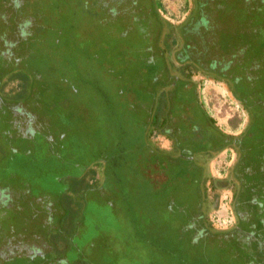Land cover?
<instances>
[{
    "label": "rangeland",
    "instance_id": "obj_1",
    "mask_svg": "<svg viewBox=\"0 0 264 264\" xmlns=\"http://www.w3.org/2000/svg\"><path fill=\"white\" fill-rule=\"evenodd\" d=\"M82 1L29 0L26 11L35 12L38 25L35 49L27 54L32 59L25 64L9 57L18 62L16 75L26 73L31 80L24 106L35 103L33 109L48 120L21 123V138L8 128L6 99L0 104V200L9 192L25 202L13 221L0 216V264H241L236 244L214 245L202 228L210 226L200 218L193 192L196 170L214 148L202 137L192 138L190 120L180 118L174 151L182 166L194 168L168 180L153 167L143 171L141 137L135 133L147 127L154 103L165 102V116L181 115L190 100L187 89L182 91L188 98L178 93L181 79L169 73L167 55L156 43L147 49L152 27L97 25L90 9L95 0ZM227 1L216 6L215 0H196L195 15L207 16V26L227 49L241 45L245 55H264V0H234L229 6ZM7 3L0 2V13L11 11ZM168 25L163 36L177 37ZM138 28L148 32L146 41ZM193 80L204 112L225 133H241L247 112L229 87L200 74ZM14 85L4 81L3 94ZM151 143L165 151L172 147L162 135ZM202 147L207 157L197 162ZM234 158L231 149L210 158V177L223 178ZM206 185L207 217L215 229H227L234 219L232 190ZM173 188L180 192L171 195ZM62 202L68 204L64 212Z\"/></svg>",
    "mask_w": 264,
    "mask_h": 264
},
{
    "label": "trees",
    "instance_id": "obj_2",
    "mask_svg": "<svg viewBox=\"0 0 264 264\" xmlns=\"http://www.w3.org/2000/svg\"><path fill=\"white\" fill-rule=\"evenodd\" d=\"M157 1L158 0H154L152 4L153 6H155V8H157L159 4V1ZM225 1L226 0H215V4L216 6L219 4L221 6V4H224ZM231 1L233 2L234 0L227 1L228 6L230 5ZM14 4L18 7L17 1L14 2ZM28 5L29 0H23L20 6L23 13L21 17L22 19L19 18L20 26H24L27 23H32L31 15L35 16L34 19H36V14L34 11L30 13L26 11ZM195 6L196 7L193 10L191 16L180 26L181 37L183 40H185V43H188L189 45H196L197 47H199L200 45L204 44V42L209 41L208 43L210 44V47L215 48L214 55H208V57L216 58L209 64L210 66L215 67L216 71L215 73H211L209 71L210 66H208V73H210L216 79L224 80L229 83L233 95L238 100L246 104L249 113V122L244 131L240 134L232 135L225 133L217 126L214 118L207 115L204 110L200 108V103L198 105L197 102L198 99H196V101L194 100L196 91L192 92L191 94H188L186 92L189 95L190 100L186 103L185 106H181L183 111H180V116L191 121V129L194 131V134H192L193 139L197 136L202 137L204 140H206L205 142L207 144H209L211 147L213 146L212 148H214V151L208 157L206 156L207 150L205 149V147H202L201 150L197 153L200 154L197 155V162L200 161L199 157L204 158L206 156L207 158L204 162H202L203 165L199 164V169L197 168L196 170L198 174V183L195 186V191L193 192L195 193L194 195L196 197V200L202 207V212H199L200 216H202L200 218L207 221L204 212L206 211L205 207L207 205V182L213 190L219 188L232 190V209L237 218V223L234 229L229 232H222L213 231L210 228L207 230L204 227L202 228L205 230L207 235L213 238L212 242L214 245L225 247L226 245L233 246L236 244L238 248L235 250V257L241 256V259L243 258V261L252 259V257L254 259L255 256L257 257L259 256V254L261 255V252H259L260 249L258 248L260 245L264 246V236H261L263 242L256 239L252 242L250 241V243L246 241L245 238L242 239L241 235H244V237L248 234H251L252 237L256 234L258 235V230H260L258 226L260 225L261 221L259 213L260 211L264 212V55H257V58L253 57L252 62L254 64V67L243 68V70L239 73L232 70L228 71L227 68L234 66L236 63L240 65L247 63L248 60H250V56L252 55H245L244 53L243 55H241L237 52H234V50H226L225 45L222 43V41L214 36V29H211L207 26V21L209 23V19H207V16H203L202 14H200V16L198 14L195 15L196 10L199 8L197 6V2ZM16 16H18V14ZM255 17L257 18L256 15ZM251 18L252 22L254 23V15H252ZM233 19L235 22H237L236 18ZM11 20L14 21V18L9 12L0 13L1 26L9 25L10 23H12ZM125 29L126 28H124V30ZM21 32L27 33L26 31H24V28H21ZM43 32L44 31H42L41 33ZM109 34H111V32H107L105 35L107 40L109 39ZM206 39L208 40L206 41ZM26 40L27 42L25 44H28V46L30 47L28 53H32L35 49L33 48L35 45V40L31 39L30 37H28V39ZM118 46L121 45L118 44ZM227 52L228 55L225 54ZM191 56L198 57L200 55ZM30 59H32V55H24L23 62H25L26 64L27 62L31 61ZM17 66L18 64L12 63L9 66L8 70L5 71L0 69V75L1 78L5 76L6 83L15 82V85L12 86L11 89L5 94V97L9 98L10 100L13 99L12 102L21 103L24 101V98H26L24 96L28 92V89H30L31 87V80L29 78V75L26 73H23L22 78L16 75ZM233 68L235 69V66ZM189 77L190 74L188 73V76L186 75L184 79H181V87L178 92L179 94H181L180 96H184L186 98L188 97L182 90L183 88L185 90L186 82L188 83L190 81ZM177 91L178 89L176 90V94ZM26 104L31 103H28L27 101ZM34 105L36 104L34 103ZM165 108V102H158V104L155 102L153 105L152 113L149 117L150 119L148 121L147 127L142 129L141 131H138L135 128L138 132H136L135 134H137L136 136L141 137V140H139V145L141 141L140 146L143 152L141 161H144V166H142L143 171L150 172L149 168L153 167L162 171L165 174V177L167 176L168 180V176L177 175L180 172H183L184 174L189 173L191 171V168H194V166L189 168L182 166L180 164V161L178 160L176 150L174 151L175 144H177L180 139L178 132L173 133L171 137L172 147L170 151H165L152 145V133L158 132L160 130L167 131V127L169 126L168 123L171 122V120H169V114L168 116H165ZM194 108L198 109L196 114H194ZM142 111L143 117H145V114L147 113L146 107L143 106ZM33 115H35L36 117L41 115L40 120L37 121L41 124H43L42 122H46V120H48L45 116L46 114L43 113V111L41 112L36 109V111L33 112ZM135 129L133 131H135ZM196 129H201L202 131L198 132L196 131ZM19 137L22 138L24 136L20 135ZM192 138L190 137L189 139ZM148 143L152 147H147L146 150V146ZM227 148L233 149L236 153V159L234 163L229 168V171L228 173H226L225 177H210L206 167L207 161ZM9 188L6 187L5 189ZM188 190L190 189L186 188L184 190V193H191L190 191L192 190ZM169 191H173L170 193L172 195L173 193H179L180 189L173 188ZM22 202L23 205L21 204L22 207L21 205L19 206L18 211L25 208V202ZM61 205V207L63 208L62 212H64L68 204H66V202H62ZM26 208L28 209V207ZM28 217L29 219L27 218V214L23 215V218L27 221H33V217H31L30 215ZM42 225L48 224L42 223ZM262 231H264V229H262ZM253 252L255 254H253Z\"/></svg>",
    "mask_w": 264,
    "mask_h": 264
},
{
    "label": "flooded vegetation",
    "instance_id": "obj_3",
    "mask_svg": "<svg viewBox=\"0 0 264 264\" xmlns=\"http://www.w3.org/2000/svg\"><path fill=\"white\" fill-rule=\"evenodd\" d=\"M1 1L4 2L5 0H0V2ZM16 1L18 3L17 4L18 7L14 4V2H16ZM153 1L154 0H95V2L90 3V5H91L90 9L93 8L92 12H94L96 14L95 16L98 18V24L97 25H101V22H105L106 25H109V23L111 22V25L113 26L114 25L113 22H115V25H116L115 28L124 27V28L130 29V28H133V26L137 27L136 25H138V26L143 25V27H145V28L149 27V26L152 27L153 37L149 41H146V39L148 37L147 36L148 32L145 33L143 31V29L138 28L139 29L138 31L141 33V38L144 41H146V43H147V46H146L147 49H148V47H150V45L152 43H156V45H158L159 51H161V55H167L166 56L167 68H168V71L171 75L176 76L179 79H184V77L186 75L188 76V73L190 74V77H189L190 81L188 83L186 82L185 89H187L188 94L189 93L191 94L192 92L196 91V96H197L196 99H198V101H197L198 105L200 103V100H199V96H198V92H197L195 82L193 80L194 75L200 74V75L215 79L217 81H221V82L225 83L230 89L228 82H226L224 80L216 79L210 73H208L207 67L210 66L209 65L210 62H212L213 60L216 59L215 57H212V58L208 57V55H214V49H215L213 47H210V44L208 43L209 41L204 42V44L197 47L196 45H189L188 43H185V40H183L181 37L180 26L185 21H187L188 18L191 16L193 10L196 7L195 6L196 1L195 0H184V6L186 8V15L184 16V18L182 20H180L179 22H175V23H171L167 19H165L162 15V12L160 9V4H158V7L155 8V6L152 5ZM22 2H23V0H13V2L11 0H8L7 4L10 6L11 11L10 12L6 11V9L4 11V12H9L11 14V16H13L14 21L11 20L12 23H10L9 25H2V26L0 25V55H2V54L4 55L3 57H1L2 61H0V69L1 70H5V71L8 70L9 66L12 63L18 64L17 60L19 62H23V57H24V55L28 54V50L30 48L28 46V44H25L27 42L26 39H28V37H30L31 39H34L38 35V33L34 31V27L38 26L37 25V18L34 19L35 16L31 15L32 23H30V24L27 23L24 26H20V24H19V18H21L22 14H23L22 10L20 8ZM82 2L84 5L88 4L87 0H83ZM121 4H123L122 9L119 8V5H121ZM13 7H14V9H13ZM126 11H128L127 15L128 16L130 15L129 16L130 18H128V20H126L123 16V13L124 12L126 13ZM17 14H18V16H16ZM131 20L133 21V25L131 24ZM168 23L171 24V27L174 28L175 32L177 33V37H170L169 39H167L168 35L163 36L164 32L166 33V27L169 26ZM43 26L44 25H41L40 27L43 28ZM21 28H24V31H26L27 33H22ZM116 31L118 32V29ZM164 37L166 38L165 41H163ZM153 39H155V40L153 41ZM208 39H206V41ZM33 48H35V46ZM225 49L230 50V49H227L226 46H225ZM159 51H156V53H158ZM230 51H233V50H230ZM234 52H237V53L243 55L244 49L240 45L239 50H234ZM234 52H233V54H234ZM225 54L228 55V52ZM10 55H12V56L16 55L17 60H13V58L9 59V57H12ZM191 55H197V56L200 55V56L192 57ZM253 57L257 58V55L250 56V60H248L247 63H244L242 65L236 63L234 65L235 69L233 68L234 66H232V67L227 68V70L228 71L232 70V71H236L237 73H239L240 71L243 70V68L254 67V64L252 62ZM240 66H241V69H240ZM209 71L211 73H215V71H216L215 67L210 66ZM4 81H6L5 76H3L1 78V75H0V104L3 102V99H6L8 101L7 102L5 100V105L2 104L3 106L7 107V109H8L7 114L10 115V119L7 116L8 119L10 120V125H9L10 127L8 126V128L13 130L17 136H20V135L24 136L26 133L24 132L25 133L24 134L23 132H21V126H22L21 123L25 122V124L23 123V127H26L31 123V122H27V120L29 118H30L29 120L37 122L40 120L41 115L38 117L33 115V112H35V110L33 108H36V105H34L35 107L34 106L32 107L31 104H27V107H26V106H24L23 102H21V103L20 102H12L13 99L10 100L9 98L5 97L6 93L3 94V90H2ZM230 91H231V89H230ZM238 102L246 110L247 116H248V122H249V113H248L246 104H244L240 100H238ZM28 103H31V102H28ZM200 106H201V103H200ZM144 107H146V106L144 105ZM200 108H202V106ZM197 111H198V109L194 108V114H196ZM179 114H180V110H179ZM11 117H13V118H11ZM169 117H170L169 120H171V122L168 123L169 126L167 127V131H161L160 130L158 132H153L151 138L155 137V136L159 137L162 135L164 138H166L167 140H170L172 143L171 137H172L173 133L178 132V129L180 126L179 121H180L181 116L171 114V112H170ZM184 119L185 118H183L181 120H184ZM176 128H177V130H176ZM224 150H228V148L224 149ZM231 150H233V149H231ZM235 159H236V153H235L234 160L232 161L231 165L228 167V171H229V168L234 163ZM1 190H4L5 192L10 191L9 189H5V187H3V188L1 187ZM8 194H9V192L5 193L4 198L0 200V208H1L0 216L8 218L7 220H12V217L14 218L16 215H18L16 213L19 210L18 208L21 205V202L23 200L22 201L15 200V197H17L15 195V193H13V194L10 193L11 196ZM21 207H22V205H21ZM204 212H205V217L207 218V222H208L209 226H211L210 229L213 231L229 232V231L234 229V227L237 223V218H236V215L233 211L234 219L232 221V224L229 227H227V229L218 230V229H215L211 225L212 223H210V221L207 217L206 211H204ZM259 216L261 218L260 219L261 221H260V225L258 226V228L260 229V230H258L259 231L258 235L256 234L253 237L251 234L245 235V237H244V235H241L242 239L245 238V240L248 242H250V241L252 242L253 240H256V239L262 241L261 236H264V231H262V229H264V212L260 211ZM258 249H260L259 252H261V255L259 254V256H257V257L255 256L254 259L252 257V259L244 260V261L242 258L241 264H245V263L246 264H264V246L260 245ZM253 254H255V253L253 252ZM30 257H33V256L31 255ZM34 257H37V255H35ZM242 257H243V255H242Z\"/></svg>",
    "mask_w": 264,
    "mask_h": 264
},
{
    "label": "built area",
    "instance_id": "obj_4",
    "mask_svg": "<svg viewBox=\"0 0 264 264\" xmlns=\"http://www.w3.org/2000/svg\"><path fill=\"white\" fill-rule=\"evenodd\" d=\"M162 15L169 21L179 22L186 15L184 0H158Z\"/></svg>",
    "mask_w": 264,
    "mask_h": 264
}]
</instances>
